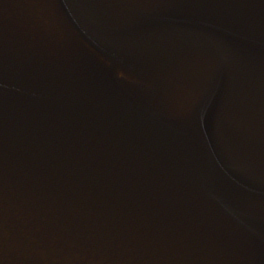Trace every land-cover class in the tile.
<instances>
[{"label": "water", "instance_id": "95a60500", "mask_svg": "<svg viewBox=\"0 0 264 264\" xmlns=\"http://www.w3.org/2000/svg\"><path fill=\"white\" fill-rule=\"evenodd\" d=\"M0 264H264V0H0Z\"/></svg>", "mask_w": 264, "mask_h": 264}]
</instances>
